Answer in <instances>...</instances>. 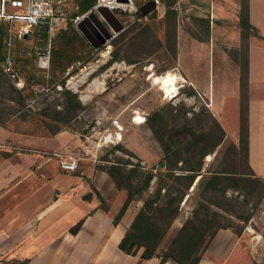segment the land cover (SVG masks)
<instances>
[{"label": "crops", "instance_id": "crops-1", "mask_svg": "<svg viewBox=\"0 0 264 264\" xmlns=\"http://www.w3.org/2000/svg\"><path fill=\"white\" fill-rule=\"evenodd\" d=\"M243 3L248 4L255 34L242 33L239 15ZM176 4L173 71L206 100L226 139L235 143L239 140L241 96H246L247 162L264 180V0H210L207 8L202 0H177ZM199 18L205 20L202 27ZM193 31L195 36L190 35ZM39 36L48 37L46 27L32 38ZM217 49L225 52L228 61ZM245 58L248 77L242 83L241 61ZM91 145L90 139L73 130L37 134L22 130L16 121L0 122V151H13L7 157L0 154V264H159L160 254L144 258L142 250L129 254L119 248L140 205L131 201L120 221L113 223L126 191L117 189L110 175L100 168L110 161L98 157ZM157 148L158 165L162 154ZM215 154L207 155L204 166L215 160ZM72 158L76 159L74 168L62 166V161ZM180 215L167 234L175 224H182ZM79 221V228L71 232ZM167 234L160 243L162 250L168 244ZM248 246L249 242L230 228L219 229L199 264H251ZM163 264L177 263L168 258Z\"/></svg>", "mask_w": 264, "mask_h": 264}, {"label": "rangeland", "instance_id": "rangeland-1", "mask_svg": "<svg viewBox=\"0 0 264 264\" xmlns=\"http://www.w3.org/2000/svg\"><path fill=\"white\" fill-rule=\"evenodd\" d=\"M132 1L136 8L141 4V0ZM187 1L195 2V0ZM202 1L206 3L204 7L207 8L210 0ZM74 7L71 1L67 3L65 8L69 11V15ZM159 10H162L160 2ZM144 17L140 12L131 11L121 14L119 19L122 22V30L120 29L121 31L99 49L92 47L79 29L72 22L70 25L68 21L66 29L69 25L73 28L69 33L76 37L78 44L71 46L62 41V45L64 44L62 49L68 61L64 69H59L52 60V51L55 46L54 35L60 28L55 31L50 42L47 36L17 41L13 49V65L22 85H17L16 80L8 76L6 70L0 68L3 73L0 76V121H16L22 130L28 132L49 133L44 121L46 119L53 121L47 116H52L55 110L61 109L60 103L65 99L64 89H68L77 94L81 107L77 109L76 116L68 124H62L61 129L73 130L81 134L83 139H90L91 147L98 151V157L106 156L110 163L120 158L125 160V166L128 169L138 167L142 169L141 171H146L153 168L155 171L158 166L157 147L161 150V159L163 152L147 124L148 117L155 111H160L167 117L168 105H175L174 117L169 118L171 125L177 127L181 125L184 122L185 113L192 119L193 125H196L197 117L192 114V110L201 115L200 124L208 123L209 118L203 111L207 107L206 100L197 93L193 94L194 89L185 82L178 79L179 92L174 96L166 94L159 87L166 73L174 70L173 66L176 62L165 45L144 59L135 54L134 50L127 55L132 60L125 58V36L120 40L118 38L128 27L143 22ZM93 24L98 27L94 21H92ZM195 34L194 31L190 33L192 36ZM48 46L50 48L49 67L43 69L37 64V52L46 51ZM115 51L118 52L117 58H113ZM217 52L227 60L222 49H217ZM2 57L1 55L0 60ZM164 67L167 69L162 70ZM20 95H24L23 104L19 101ZM137 115H141L143 119L138 121L135 119ZM113 118L118 119V125L122 128L123 133L120 131V136L107 134L114 133L115 124L111 122ZM107 135L111 140L103 139V136ZM230 141L229 138L226 139L219 151L223 152ZM33 144L28 142V145ZM117 144L122 148H114ZM217 151L216 148L215 152ZM3 152L0 151V154ZM206 157L208 156L204 157V164ZM195 163L197 165V161ZM204 167L206 166L203 165ZM187 192L180 201V205L184 203L180 215L181 222L193 216L195 209L200 210L201 213H205L207 209L209 213L217 209L221 213L217 219L219 223L228 225L225 228H230L249 242V252L253 257H251V264H264L263 197L259 202L251 200L245 203L244 196L232 189H228L225 196L219 194L202 196L200 189H191V187ZM187 195L189 196L185 199ZM206 199L218 201L219 206ZM138 201L141 206L142 201ZM248 213L251 215L247 220L240 218V215ZM178 226L179 224H175L170 232L166 233L168 244L180 228Z\"/></svg>", "mask_w": 264, "mask_h": 264}, {"label": "trees", "instance_id": "trees-1", "mask_svg": "<svg viewBox=\"0 0 264 264\" xmlns=\"http://www.w3.org/2000/svg\"><path fill=\"white\" fill-rule=\"evenodd\" d=\"M70 1L75 5L71 15L87 11L96 2V0ZM159 2L162 10H159V7L155 8L144 17L143 22L128 27L118 38L120 40L125 36V58H129L127 55L134 50L135 54L137 53L141 59H144L165 45L173 60H176L177 0H159ZM198 21L201 27L205 24V20L202 21L199 18ZM69 24L71 25V22ZM239 24L244 36L256 33L249 23L248 4L246 3L241 5ZM70 25L68 29H58L54 35L55 46L52 51V60L59 69H64L68 62L66 53L62 49L64 45L62 43L66 42L71 46L78 44L75 40L76 37L69 33L70 30H73ZM5 34L6 25L0 21V56L4 54L3 39ZM199 38H201L200 35ZM115 42L118 41L115 40ZM117 55L118 52L115 51L113 58H117ZM129 60L132 59L129 58ZM165 69L167 67L162 68V70ZM2 74L0 70V76ZM247 77L248 61L245 58L241 61V82L245 83ZM192 93L196 94L194 90ZM64 95L65 99L60 103L61 109L55 110L52 116H47L53 121L50 122L47 119L44 121L51 134L59 131L62 124H68L76 116L77 109L81 107L76 93L64 89ZM23 99L24 95H20L21 104H23ZM168 107L166 109L167 117L162 112L155 111L146 120L162 148L163 167L157 166L155 171L153 168L146 171H141L142 169L138 167L128 169L125 166V160L120 158L114 163L99 166L110 175L117 189L126 191L125 201L113 217L114 224L120 221L131 201H142L137 214L118 244L121 250L129 254H136L142 250L141 256L144 258L160 254L159 264H163L168 258L173 259L177 264H199L203 252L215 233L220 228L228 226L222 225L217 220L221 214L217 209L211 210L210 213L208 209L205 213L195 209L193 216L183 220L167 247L163 250L160 249L162 239L173 220L181 212L180 201L188 193L187 190L198 179L194 189H200L202 196L213 194L225 196L226 191L232 189L244 196L245 203L251 200L259 202L264 196V180L254 174L247 162L248 103L246 96H241L238 143L230 141L226 149L223 152L218 150L215 160L209 162L204 168V157L215 152L218 146L225 144V130L207 107L203 111L208 115V123L200 124L201 115L192 110V114L197 117L196 125H193L192 119L188 118L186 113L181 125L178 127L171 125L169 118L174 117L176 107L175 105H168ZM114 148L122 147L117 144ZM12 152L4 151L2 156H10ZM195 161H197V165ZM96 194L101 199L103 208L107 210L106 206L102 204L103 200L100 194ZM206 200L219 206L216 200ZM250 215V213L240 215V218L247 220ZM80 224L81 221L71 227V232H76Z\"/></svg>", "mask_w": 264, "mask_h": 264}, {"label": "built area", "instance_id": "built-area-1", "mask_svg": "<svg viewBox=\"0 0 264 264\" xmlns=\"http://www.w3.org/2000/svg\"><path fill=\"white\" fill-rule=\"evenodd\" d=\"M70 0H0V21L6 25V34L3 39L4 54L0 60V68L6 70L8 76L16 80L17 85H22L21 80L16 76L14 70L12 55L13 49L17 41H25L31 39L36 33H39L42 28L46 27L48 33V41L54 35L56 29L66 28L68 21L77 27L79 21L88 14L91 10H96L98 5L107 6L120 18V15L125 12H139L132 0H96L95 4L87 11L75 15H69V11L65 8L66 3ZM141 14V13H140ZM141 18V17H140ZM91 29L95 28L96 32L100 33L99 27L88 25ZM111 30V37L106 39L99 47L105 46L108 41L114 37L118 32ZM122 30V29H121ZM120 30V31H121ZM95 34L97 35V33ZM50 48L47 47L44 52H37V64L40 68L46 69L49 67ZM18 78V79H17ZM115 124L114 133L108 132V135L120 136L122 128L118 125V119L111 120ZM111 133V134H109ZM103 136L106 141L109 136ZM112 138V137H111ZM63 167L74 168L76 166V159L72 158L70 161H62ZM140 202L137 201L136 205Z\"/></svg>", "mask_w": 264, "mask_h": 264}, {"label": "water", "instance_id": "water-1", "mask_svg": "<svg viewBox=\"0 0 264 264\" xmlns=\"http://www.w3.org/2000/svg\"><path fill=\"white\" fill-rule=\"evenodd\" d=\"M157 7V0H146L141 3L138 7L139 12L146 16L150 12H152ZM91 21H94L96 25L99 27L100 33L96 32L95 28H89L88 25L91 26ZM77 28L81 32V34L86 38V40L92 45V47L97 48L106 39L110 38L112 33L111 30L115 32L120 31L122 28V22L119 17L110 10L107 6L98 5L96 10H91L85 15L81 21L77 24ZM97 33V35L95 34ZM159 167L164 166V161L161 160L158 163ZM197 179L191 186V189L195 186Z\"/></svg>", "mask_w": 264, "mask_h": 264}, {"label": "bare ground", "instance_id": "bare-ground-1", "mask_svg": "<svg viewBox=\"0 0 264 264\" xmlns=\"http://www.w3.org/2000/svg\"><path fill=\"white\" fill-rule=\"evenodd\" d=\"M180 76L177 75L174 71L170 73H166L164 78L159 83V87L166 93L174 96L176 93L179 92V82L178 79ZM169 95V96H170ZM138 121H141L143 118L141 115H137L136 118Z\"/></svg>", "mask_w": 264, "mask_h": 264}]
</instances>
